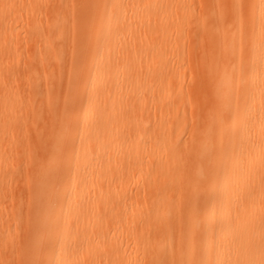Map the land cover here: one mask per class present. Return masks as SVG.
Returning <instances> with one entry per match:
<instances>
[{"label":"bare ground","instance_id":"6f19581e","mask_svg":"<svg viewBox=\"0 0 264 264\" xmlns=\"http://www.w3.org/2000/svg\"><path fill=\"white\" fill-rule=\"evenodd\" d=\"M52 1L63 16L51 25L40 19L43 2L46 16L54 13L47 0H0V7L11 9L17 3L31 9V22L22 26L34 41L27 63L6 68V75H26L33 85L32 99L39 96V81L45 83L46 100L54 93L60 96L61 73L55 76L50 62L56 69L61 64L70 69L60 101L42 105L41 98L15 106L23 122L30 112L39 118L42 112L56 110V138L73 146L68 160L75 168L64 191L74 190L75 197L58 206L64 220L73 217L80 222L74 232H82L85 218L94 228L103 217L81 205L94 204L98 197L105 199L103 212L120 205L132 212V199L143 194L145 210L127 222L126 237L112 238L108 230L102 231L98 241L109 247L111 256L96 253L97 260L264 264V0ZM4 33L19 35L13 29ZM20 50L19 42L11 41L8 52ZM187 69L189 91L196 85L206 104L196 111L190 141L180 143L178 132L170 135L173 124L162 119L177 120V104L184 103L177 94ZM71 99L78 105L70 106ZM137 99L141 109L152 102L153 118L114 122L107 116L116 109H132ZM77 120L83 121L79 128ZM62 125L75 127L72 139L62 138ZM126 127L131 130L124 145L131 155L122 159L137 167L131 180L145 173L146 183L140 189L125 187L114 200L110 183L98 184L97 178L107 166L102 169L112 132ZM42 176L52 179L50 173ZM88 188L93 189L92 197ZM54 204L56 197L50 194L49 202L39 206L44 211L39 224L48 226L43 228L45 236ZM71 235L68 229L62 232L48 254L51 264H84V251L91 245L83 253L73 252ZM139 256L142 262L136 263Z\"/></svg>","mask_w":264,"mask_h":264},{"label":"rangeland","instance_id":"374dc122","mask_svg":"<svg viewBox=\"0 0 264 264\" xmlns=\"http://www.w3.org/2000/svg\"><path fill=\"white\" fill-rule=\"evenodd\" d=\"M48 2H50L48 6H51L54 13L51 15L47 12L49 15L46 16L43 10L45 2H43L41 3L42 13H40V19L43 23L47 19V24L51 25L52 20L61 18L63 14L54 1L47 0ZM30 11L28 5L22 7L17 3H14L11 9L10 7H0V264H51L47 258L48 254L56 242H59L62 238V232L67 229L72 234L69 239H72L75 243L73 252L80 251L83 253L86 246L91 245L93 247L90 246L84 251L83 258L85 259L81 261L82 263L106 264L104 258L110 257L111 252H109L110 249L107 245L98 241L101 239L102 231L104 229L108 230V234L112 238H119L124 235L126 237L127 222L131 218L134 220L140 217V214L145 210V200L143 194L137 198L134 197L131 201L132 212L131 208H123L121 205L116 206L112 212H103L105 199H98V197L97 202L94 204L81 205L85 210L101 212L103 217L102 223L98 222L94 228L90 227L91 219L85 218L82 223L86 228L82 232H74L77 223L80 222L74 221L73 217L64 220L63 213L59 211L58 206L75 197L74 190H71V192L64 191V186L71 180L75 168V163L68 160L69 152L74 150L73 146L71 143H60V140L56 138L55 130L58 122V116L54 114L56 110L53 113H51V110L50 113L48 111L42 112L39 118L36 117L35 112H30L27 121L23 122L20 116L16 115L15 106L22 101L30 104L34 101L37 103L41 98L42 100L39 102L42 105H46V101L52 103L60 101L65 92L63 83L67 80L70 69L68 64H61L59 69H56L54 62L49 63V68L55 76L58 72L61 73V86L58 90L59 98L54 93V96L48 100H46L48 94L44 90L45 83L38 82L41 90L39 96H36L37 99L34 100L32 99L34 96L29 94V88L33 85L27 80L26 75L22 74L24 76L20 79H10L6 75V68L15 64L24 66L27 63L28 52L32 49L34 41L22 31V26L31 22ZM10 17L13 18L12 21H10ZM7 29H13L19 35L14 37L5 34L4 32ZM11 41H18L21 50L9 53L8 49ZM188 71L189 69L186 70L183 84L178 89L177 96H183L184 103L182 101L183 104H177V120L172 116L162 119L164 122L173 124L170 135L173 137L178 132L180 143L190 141V126L192 121L196 119V111L200 109L198 107L206 104L205 100L201 99V90L196 85L194 86L195 90L189 91L190 78ZM138 100H133L132 109H126L124 113H120L116 109L114 115L107 116L114 122L127 121L136 118V116L142 119L153 118L155 110L152 107V102L141 109L137 107L141 104ZM78 103V100L73 101L71 99L70 106H77ZM55 108L53 107V110ZM50 114L54 115L50 117ZM80 122L83 121H76V128L80 127L78 126ZM75 127L60 126L59 131H63L61 133L62 138L72 139ZM130 130L131 128L126 127L112 132L110 136L112 144L104 150L102 169L107 166L102 172V177L97 178L98 184H101V182L110 183V197L114 200L123 193L125 187L140 189L146 183L145 173L141 178L131 180V176L135 173L137 167L133 164L127 165L122 159L124 154L129 153L131 155L130 148L124 145L130 139L126 136V133ZM163 139L164 137L156 141L159 142ZM165 145L166 143H164V147ZM142 167L147 168L146 164H143ZM56 171L63 173V175L55 176ZM42 172L50 173L52 179L47 180L42 176L44 174ZM200 182L201 179H198L195 185L198 186ZM80 183L78 182V184ZM88 190L87 195L92 197L94 195L93 189L88 188ZM50 194H54L57 204L51 206L50 211L53 220L48 222L50 233L45 236L46 230L43 231V228L48 226L47 224H39L43 219L44 212L39 210V206L43 207L49 202ZM137 205L139 207L135 208ZM117 227L121 228L120 233L117 231ZM96 253H104L105 256L103 259L97 260L94 257ZM114 259L121 261L117 258ZM139 262H142L140 256L138 260L136 259V263Z\"/></svg>","mask_w":264,"mask_h":264}]
</instances>
